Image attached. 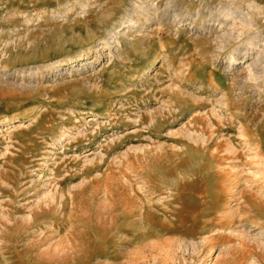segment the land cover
I'll use <instances>...</instances> for the list:
<instances>
[{
	"label": "rangeland",
	"instance_id": "rangeland-1",
	"mask_svg": "<svg viewBox=\"0 0 264 264\" xmlns=\"http://www.w3.org/2000/svg\"><path fill=\"white\" fill-rule=\"evenodd\" d=\"M251 2L0 0V264H264Z\"/></svg>",
	"mask_w": 264,
	"mask_h": 264
},
{
	"label": "bare ground",
	"instance_id": "bare-ground-1",
	"mask_svg": "<svg viewBox=\"0 0 264 264\" xmlns=\"http://www.w3.org/2000/svg\"><path fill=\"white\" fill-rule=\"evenodd\" d=\"M228 1V0H227ZM236 1H241V0H236ZM233 2V1H232ZM232 4V3H231ZM248 7H249V11H247L246 13H245V15H243V17H241V15H240V20L239 21H236V26H235V28L237 29L236 30V33L237 34H235L234 32H232V34L234 33L235 35H233V36H231V37H228V35L227 34H224V35H222V36H220L219 37V39L220 38H222V42L220 43V45L221 46H219L218 48H220V47H222V43L225 41V40H223V39H225V38H227V40L226 41H228V44L230 43V42H235V41H237L238 40V42H237V44H235L236 45V49L238 50V53L237 54H233L232 55V57L230 58V60H231V62H233V63H235L236 61H237V59H239L240 57L242 58L243 57V59H245L246 57H249V55L250 54H248V52H250L251 53V51H249V47L251 46H253L254 44L251 42V41H254L255 40V37H259V36H261V34H260V31H257V30H255V31H253V29H255V26H256V24H258L257 22H256V19H255V15H253V10H257V12L256 13H259V14H261L263 17H264V13H263V8L260 6V5H256L254 2H251L249 5H248ZM195 13H192L189 9L188 10H182V9H178V8H176L175 9V12H174V14H173V21H174V23H176V25H178V26H180V24H183L184 23V21H186V20H189V18H195V20H197L199 17H202L203 16V9H199V10H197V11H194ZM223 12V11H222ZM213 14V13H212ZM220 15V14H219ZM222 15V14H221ZM259 17V16H258ZM148 18V17H147ZM258 20V19H257ZM213 21L215 22V24H217L216 22L218 21V20H216V17H214L213 18ZM221 21V20H220ZM229 22V21H228ZM238 22V23H237ZM213 23V22H212ZM125 24V25H124ZM124 24H122L121 26H120V28L121 29H127L130 25H126V23H124ZM208 24V23H207ZM221 23H219V21H218V24H217V26L216 27H218L219 25H220ZM234 25V24H233ZM209 26H212L211 27V29L210 30H208V31H212V29H213V27H215V25L214 24H210ZM229 26V25H228ZM237 26H238V28H237ZM207 27H208V25H207ZM224 27V26H223ZM233 27V26H232ZM205 28V27H204ZM221 28H222V26H221ZM124 29V30H125ZM207 29V28H206ZM200 30V32H203V24L201 25V28L199 29ZM223 30V29H222ZM215 31V30H214ZM216 32V31H215ZM213 34V33H212ZM232 34H229V35H232ZM245 36H250V38H248V39H245V40H242V37H245ZM235 40V41H234ZM220 41H221V39H220ZM253 44V45H252ZM219 45V44H218ZM232 45V44H231ZM232 46H234V45H232ZM225 47V46H224ZM255 47V46H254ZM217 48V47H216ZM235 49V48H234ZM241 49H244L245 50V52L244 53H242L241 54V52L243 51V50H241ZM236 50V51H237ZM251 50H253L252 48H251ZM263 55V54H262ZM259 58V57H258ZM252 62H253V60H252ZM251 62V64L249 63V65H252L253 66V63ZM258 63V62H257ZM259 63H260V61H259ZM256 64V63H255ZM261 65V64H260ZM175 94L177 95V96H179V97H181L182 98V95H183V92H181V91H176L175 92ZM181 101V100H180Z\"/></svg>",
	"mask_w": 264,
	"mask_h": 264
}]
</instances>
